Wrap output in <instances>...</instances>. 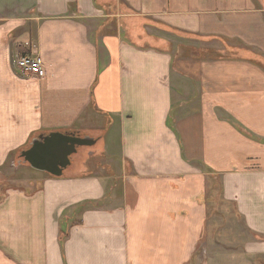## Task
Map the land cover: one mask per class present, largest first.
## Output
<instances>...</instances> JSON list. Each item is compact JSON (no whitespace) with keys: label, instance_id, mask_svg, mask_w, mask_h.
Instances as JSON below:
<instances>
[{"label":"crops","instance_id":"crops-1","mask_svg":"<svg viewBox=\"0 0 264 264\" xmlns=\"http://www.w3.org/2000/svg\"><path fill=\"white\" fill-rule=\"evenodd\" d=\"M56 132L96 143L0 180V264H193L210 178L264 264V0H0V171Z\"/></svg>","mask_w":264,"mask_h":264},{"label":"rangeland","instance_id":"rangeland-1","mask_svg":"<svg viewBox=\"0 0 264 264\" xmlns=\"http://www.w3.org/2000/svg\"><path fill=\"white\" fill-rule=\"evenodd\" d=\"M170 49L172 50L171 45ZM68 135L74 134L70 132ZM34 140H32L30 144L27 145L24 150H22V153L32 146ZM21 157L23 158L22 154ZM74 158V155H72L70 159L73 160ZM13 162L16 165L15 167L12 165ZM13 162L10 163V166L7 170L5 169L2 172L0 171V180L3 181L4 186H9L11 184L14 185L15 182L17 184H23L22 181L18 180L19 169L22 165L30 166L28 163H22L19 159H15ZM23 162H25V160H23ZM89 162H92V170L94 171V169L100 168V164H103L105 159L100 156H93ZM50 176L56 177L53 175ZM208 191L209 230H207L205 233L203 244H201L199 251L196 253L193 264H201V260L208 261L209 259L214 260V262H216L218 259H221V261L224 260V264H232L233 262L231 259L239 260L242 258L241 251L244 249V243L245 241L250 240V238L252 239L253 236L251 233L243 230L242 222L236 215L234 207L231 204L223 201L220 193V187L216 178H210ZM66 237L67 232L66 230H63L61 233L60 242H64Z\"/></svg>","mask_w":264,"mask_h":264},{"label":"water","instance_id":"water-1","mask_svg":"<svg viewBox=\"0 0 264 264\" xmlns=\"http://www.w3.org/2000/svg\"><path fill=\"white\" fill-rule=\"evenodd\" d=\"M96 141L63 133H51L34 140L30 149L22 153L25 163L31 168L61 177L64 170L71 165V156L80 147H92Z\"/></svg>","mask_w":264,"mask_h":264},{"label":"built area","instance_id":"built-area-1","mask_svg":"<svg viewBox=\"0 0 264 264\" xmlns=\"http://www.w3.org/2000/svg\"><path fill=\"white\" fill-rule=\"evenodd\" d=\"M14 66L22 76L46 77L47 71L41 56L36 54L17 55ZM13 166H16L12 163Z\"/></svg>","mask_w":264,"mask_h":264},{"label":"trees","instance_id":"trees-1","mask_svg":"<svg viewBox=\"0 0 264 264\" xmlns=\"http://www.w3.org/2000/svg\"><path fill=\"white\" fill-rule=\"evenodd\" d=\"M68 134H70V133H68ZM24 150V149H23ZM21 154H22V150L19 152V154H18V159L22 162V163H25V162H23V158L21 157Z\"/></svg>","mask_w":264,"mask_h":264}]
</instances>
